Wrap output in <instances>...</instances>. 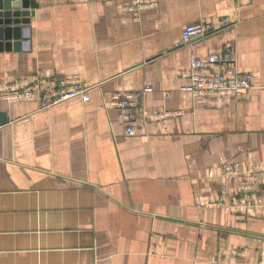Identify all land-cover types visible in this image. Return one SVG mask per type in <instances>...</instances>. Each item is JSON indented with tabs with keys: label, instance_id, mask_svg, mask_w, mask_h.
<instances>
[{
	"label": "crops",
	"instance_id": "1",
	"mask_svg": "<svg viewBox=\"0 0 264 264\" xmlns=\"http://www.w3.org/2000/svg\"><path fill=\"white\" fill-rule=\"evenodd\" d=\"M36 1L19 47L0 52V86L80 77L90 98H0V264H261L264 173L242 205L219 173L264 168V0H158L138 19L131 0ZM199 21L217 32L183 42ZM230 42L253 87L207 103L187 72ZM146 87L128 135L110 94Z\"/></svg>",
	"mask_w": 264,
	"mask_h": 264
},
{
	"label": "built area",
	"instance_id": "2",
	"mask_svg": "<svg viewBox=\"0 0 264 264\" xmlns=\"http://www.w3.org/2000/svg\"><path fill=\"white\" fill-rule=\"evenodd\" d=\"M107 1V0H84ZM158 0H131L125 6L126 11L133 19H138L141 12L146 9L156 8ZM229 23L227 18L222 20V25ZM230 25V24H228ZM227 25V26H228ZM217 32V28L210 22L199 21L185 26L182 33V41L189 42L196 37H208ZM190 84L187 89L193 95L203 98L207 103L230 104L243 100L248 90L253 87L254 75L251 72L241 71L237 63L235 43L230 42L224 51L214 52L205 58H194L187 72ZM91 86L80 77L50 79L43 81L41 74L37 73L30 79H21L0 86V98L2 99H28L36 100L42 108H48L56 103L80 96L84 101L89 100ZM143 91H113L110 94V103L121 111V119L128 135L137 132L136 124L143 123L141 118V100ZM168 96V92H165ZM177 114V111L160 109L156 112L159 119H167ZM264 173V168L254 170H242L239 163L224 162L221 164V177L238 181L240 196L237 204L242 205L253 196L256 190V173ZM227 187H222L216 205L229 211L233 202L228 203ZM259 262L264 264V241L258 251Z\"/></svg>",
	"mask_w": 264,
	"mask_h": 264
},
{
	"label": "water",
	"instance_id": "3",
	"mask_svg": "<svg viewBox=\"0 0 264 264\" xmlns=\"http://www.w3.org/2000/svg\"><path fill=\"white\" fill-rule=\"evenodd\" d=\"M37 7L36 0H0V52L19 47L27 30L23 25L30 22Z\"/></svg>",
	"mask_w": 264,
	"mask_h": 264
}]
</instances>
